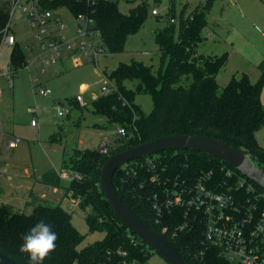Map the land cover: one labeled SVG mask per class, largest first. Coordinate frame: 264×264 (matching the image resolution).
Returning <instances> with one entry per match:
<instances>
[{"label":"trees","instance_id":"16d2710c","mask_svg":"<svg viewBox=\"0 0 264 264\" xmlns=\"http://www.w3.org/2000/svg\"><path fill=\"white\" fill-rule=\"evenodd\" d=\"M212 1L197 6L187 15L186 6L178 12L176 1L169 0L163 16L166 25L154 33L160 55L158 71L134 59L129 64L119 63L116 70L106 74L116 90L92 100L94 113L107 120V125L96 124L95 128H125V135L118 136L121 143L106 154L99 149L76 148L63 168L79 176L66 181V185L53 168L42 174L43 184L63 189L75 203L78 201L86 212L88 233H100L104 235L102 240L78 250L86 236L75 228L71 213L63 206L40 204L27 214L1 203L0 252L16 263L29 264L27 254L19 251L21 236L44 220L57 232L58 239L43 264H148L156 252L115 216L100 188V178L111 155L159 137L183 134L218 139L244 149L255 165L264 169V146L256 138L264 129V60L258 65L261 78L256 84L244 74L241 79L232 77L226 87L219 85L217 75L227 64V56L205 55L198 49L205 40ZM44 5L51 10L66 7L75 16L92 18L95 22L92 30L101 34L106 52L111 55L125 52L129 38L143 27L151 10V5L143 2L124 14L119 0H102L95 5L79 0H44ZM10 18V5H0V46ZM10 55V70L18 72L26 67L27 58L18 41ZM126 82L138 83L131 90ZM138 94L152 96L150 114L136 102ZM56 136H51L50 141H55ZM152 156L154 165L149 166V158H141L118 169L114 187L119 197L190 264H228L217 251L201 244L202 228L179 232L176 238L170 233L163 235V227L175 230L184 222L183 211L158 217L153 197L155 194L164 197L165 182L181 183L202 173H213L217 181H224L227 169H233L232 166L214 156L189 150H167ZM153 176L158 179L152 181Z\"/></svg>","mask_w":264,"mask_h":264},{"label":"rangeland","instance_id":"374dc122","mask_svg":"<svg viewBox=\"0 0 264 264\" xmlns=\"http://www.w3.org/2000/svg\"><path fill=\"white\" fill-rule=\"evenodd\" d=\"M175 1L178 12L187 7V15L197 6L208 2V0ZM143 2L151 5L150 15L143 27L129 38L125 52L111 55L105 51L106 53L98 58L97 65L88 61L82 67H74L71 62L72 55L63 52L62 59L44 68V60L47 57L40 58L42 54L37 48L38 42L34 38V30L27 21V14L17 10L11 16L9 35L17 39L26 55V63L31 64L30 67H25L18 72L10 70V53L13 46L4 43L0 46V125H3L11 134L22 138L18 148L7 154L3 153V156H6L11 163L26 165L32 168L36 175L51 168L61 173L66 161L68 162L76 148L98 150L106 145L110 151L115 148V141L119 139V128L113 126L106 129L95 128L96 124L107 125V120L94 113L91 94L97 97L104 95L102 91L106 83L104 76L116 70L119 63L129 64L136 59L147 66H153L155 72L158 71L160 55L154 33L166 25L167 20L163 16L169 7V0H119L120 10L124 14H129L132 8ZM7 4L12 11V0H0V5ZM154 9L159 10V16L151 14ZM64 15L69 22L67 34L72 33L79 27L78 22L73 21L68 11H64ZM242 15L248 17L244 19ZM207 17L211 27L217 29L216 37L220 35L226 39L224 41L219 39L215 44L211 37L209 43L199 48L200 53L205 55L227 56V64L217 75L219 85L222 88L226 87L233 79L232 77L241 79L244 74L253 84H256L261 78V73L255 56L264 57V0H213ZM79 23L81 26L86 25L82 21ZM235 29L247 32L242 36V42L254 48L245 50L250 55L247 59L239 56L231 46H226L230 38L235 40ZM92 37L96 44L105 46L100 33L94 32ZM32 46L35 48L31 51ZM8 75L12 84L7 78ZM36 78L52 91L50 96L43 98L36 94L37 88L33 83ZM137 83L126 82V85L128 89L135 90ZM262 92L264 107V87ZM79 94L85 98V105L77 102L76 96ZM136 102L147 114L151 113L152 96L138 94ZM59 107L62 108L61 111H57ZM34 119L37 122L35 127L31 124ZM55 134H57L56 140L50 141L51 136ZM113 138H116L114 142ZM257 138L264 145V129L258 133ZM66 173L72 176L71 172ZM15 178L14 174L0 175V187L2 185L7 194L6 196L1 194L0 199L3 198L8 203L22 208L25 197L19 191H15ZM63 183L66 185L65 179ZM61 192L59 198L61 204H56L53 198L54 203L51 205L63 206L69 211L75 228L86 236L78 250L102 240L104 235L88 233L86 212L66 195L65 190L62 189ZM148 264H168V262L155 253Z\"/></svg>","mask_w":264,"mask_h":264},{"label":"built area","instance_id":"2783aa9c","mask_svg":"<svg viewBox=\"0 0 264 264\" xmlns=\"http://www.w3.org/2000/svg\"><path fill=\"white\" fill-rule=\"evenodd\" d=\"M79 1H87L88 4L95 5L102 0ZM11 8V16L17 10L27 14V21L34 30V38L38 42L37 48L42 54L40 58L47 57L44 60V68L62 59L63 52L72 55L71 62L74 67H82L88 61L97 65L98 58L106 53L104 45L94 42L92 35L96 31L92 28L95 22L86 15L75 16L66 7L56 10L48 9L44 5V0H12ZM64 11H68L73 21L78 22L79 25L69 34H67L69 22ZM152 15L159 16V10L154 9ZM79 21L85 22L86 25L81 26ZM9 34L10 24L3 37V43L12 47L17 39ZM33 48L35 46L30 48L31 51ZM28 64L26 67H30V62ZM7 78L12 84L9 75ZM104 78L106 81L102 87L104 94L115 92L113 82H110L107 76ZM33 83L37 88L36 94L39 96L44 98L52 94V91L37 78ZM76 100L81 105H85L82 94L77 95ZM61 109L59 107L57 111ZM68 112L66 110L67 114ZM31 124L34 127L37 126L36 120H32ZM125 133V128H119V136ZM7 135L0 125V174L3 175L8 174V170L1 159L2 151H14L22 143L21 137L9 138ZM99 150L103 154L110 152L107 145ZM148 158L149 166L154 165L155 157ZM66 172L67 170L63 169L60 173L66 181L79 176L73 173L69 176ZM225 174L224 181H217L213 173H202L195 178L185 179L181 183L165 182L164 197L160 198L157 194L153 197L154 209L158 217L173 215L177 210H181L184 222L175 230L163 227V235L170 233L172 238H176L179 232L196 231L202 228L201 244L217 251L219 257L228 264H264V188L258 187L234 168H228ZM156 179L158 176H153L152 181ZM1 203L0 200V205Z\"/></svg>","mask_w":264,"mask_h":264},{"label":"water","instance_id":"95a60500","mask_svg":"<svg viewBox=\"0 0 264 264\" xmlns=\"http://www.w3.org/2000/svg\"><path fill=\"white\" fill-rule=\"evenodd\" d=\"M96 99L97 97H92ZM117 139L116 144L121 143ZM167 150L179 151L189 150L202 152L222 160L225 164L232 166L243 176L264 188V169L252 162L250 153L239 149L234 145L225 143L218 139L203 136L171 135L159 137L150 142L137 145L128 150L111 155L101 170L100 188L107 203H110L113 213L120 219L129 231L134 233L138 239L145 242L154 252L158 253L168 264H190L182 254L158 232L153 231L141 218L119 197L114 187V177L122 165L136 161L141 158H148L152 154L166 152ZM0 264H19L4 252H0Z\"/></svg>","mask_w":264,"mask_h":264},{"label":"crops","instance_id":"0c3cea01","mask_svg":"<svg viewBox=\"0 0 264 264\" xmlns=\"http://www.w3.org/2000/svg\"><path fill=\"white\" fill-rule=\"evenodd\" d=\"M237 9H238V7H237ZM241 17L245 19L248 16L245 17L242 15ZM216 30L217 29H215V27L214 28L211 27V23L209 22V18H208V27L204 30L205 40L203 41V43H201L198 46V49L200 47H203L206 43H209L211 37H212L211 39H214L215 44L218 43L219 39H221L223 41L226 40V39H223L220 35H218V37H216V35L218 33ZM235 32H236L235 40L233 38H230L227 41L226 46L227 47L231 46L232 50L236 51L239 56H242L243 58L247 59L250 55H248V53L245 52V50L254 49L253 47L242 42V36L244 34H247V32H244L242 29H239V30L235 29ZM199 52H200V49H199ZM213 55H215V54H213ZM255 57L257 58L256 62L258 63V65L261 63V61L264 60L263 56L257 55ZM83 88L84 87H82V89ZM93 96L97 97L96 95L91 94V98ZM1 127H2L3 131H5L9 135V138H15V136H17V135L11 134V132H9V131H6L5 128L3 127V125H1ZM258 133H257V136H258ZM257 136H256V138H257ZM113 139H114L113 140V142H114L116 138H113ZM258 140H259L260 144L262 146H264L261 143V140L259 138H258ZM4 152H6V154H7L10 151H7V150L2 151L1 157H2V161H3V165L6 166V168L8 170V174H14L16 176V178H15V181H16L15 191H19L20 194L25 197V200L22 203V205H23L22 208L20 206L15 205V204L8 203L7 200H4L3 198L0 199L2 201V203L13 206V208L15 210H19V209L21 210L22 209L27 214H31L33 209L35 207L39 206L40 204L42 205V204H47V203H54L53 198L55 199V203L57 202L56 204H61V203H59L60 202L59 201L60 194L62 193L61 190H59L57 188L50 187V186L42 183L41 177H42V174L44 172L36 175V172L34 170H32V168L30 169L26 165H23L21 163H11L8 160V158H6V156H3ZM58 173H60V172H58ZM8 174H6L4 176H7ZM0 175H3V174H0ZM0 191H1V194L5 195V196L7 195L6 191L4 190V187L2 185L0 187ZM63 196H64V193H63ZM0 197H1V195H0Z\"/></svg>","mask_w":264,"mask_h":264},{"label":"clouds","instance_id":"9594fccd","mask_svg":"<svg viewBox=\"0 0 264 264\" xmlns=\"http://www.w3.org/2000/svg\"><path fill=\"white\" fill-rule=\"evenodd\" d=\"M58 234L49 223L40 220L21 236L19 251L27 254L29 264H43L50 252L56 248Z\"/></svg>","mask_w":264,"mask_h":264}]
</instances>
